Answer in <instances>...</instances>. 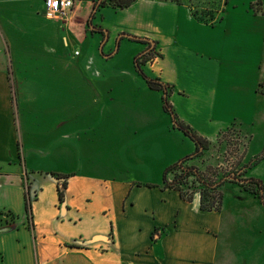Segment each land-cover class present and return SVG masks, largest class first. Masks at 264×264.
<instances>
[{
  "label": "crops",
  "instance_id": "1",
  "mask_svg": "<svg viewBox=\"0 0 264 264\" xmlns=\"http://www.w3.org/2000/svg\"><path fill=\"white\" fill-rule=\"evenodd\" d=\"M95 1L74 0L69 17L60 21L44 16V0H0V228L11 217L16 221L0 234V264H237L230 243L247 206L228 208L223 193L220 212L203 211L199 196L187 202L178 191L161 188L164 170L196 146L171 126L162 92L151 90L134 69L133 59L147 47L123 40L116 50V44L120 34L158 43L145 73L178 90L171 102L178 117L212 145L230 114L243 113L236 120L247 116L241 121L249 128L264 99L253 87L246 94L230 83L231 70L248 61L246 51L235 62L193 60L181 70L171 48L216 53L207 42L181 44V32L194 35L209 25L196 21L186 4L170 0H159L160 9L189 19V28L180 32L178 25L174 36L161 25L145 31L139 16L144 0H137L123 10L120 25L109 29L104 45L89 25ZM97 16L92 22L101 28L114 18ZM263 48L258 45L253 60L259 83ZM223 62L228 77L221 79ZM220 93L238 100L234 108L223 107L225 121L215 119ZM186 100L194 101L182 110ZM52 174L68 176L62 204ZM28 189L36 192L32 228Z\"/></svg>",
  "mask_w": 264,
  "mask_h": 264
},
{
  "label": "rangeland",
  "instance_id": "2",
  "mask_svg": "<svg viewBox=\"0 0 264 264\" xmlns=\"http://www.w3.org/2000/svg\"><path fill=\"white\" fill-rule=\"evenodd\" d=\"M151 1L153 0H144V2L139 3V8H141L139 12V16L141 17L140 21L145 24L143 27L145 31L153 33L154 28H157L158 26L160 27L161 25L164 28L163 31L166 35H172L174 33V29L178 28V25H181L182 27L180 32L190 27V23L187 21L189 19L186 18L187 20L184 21V19L180 18L179 15L174 16L173 11L169 8L166 10L164 8L160 9L163 4V2H160L161 0H155L157 7H155ZM182 2L191 5L194 7V10L199 13L203 12L213 14L214 19L216 20L214 21L215 23H212L207 28L200 29L199 32H194V35L184 36L181 32L180 36L183 37L184 42H181V44L190 48V45H193L191 42L192 40L196 41V44H205L207 42L212 45L216 54H207L204 56L193 50L192 53L183 52L181 50H178L177 53H175L174 48H171L170 57L178 63L179 68L182 70L183 66L187 67L188 65L195 63L193 60L213 63L214 61H220L222 59L235 62L236 59L239 60V55H241L240 51H246L248 61H246L245 64L235 66L233 70H231L229 73L230 83L237 87L241 85V89L244 90L246 94L247 92L250 94L253 87L254 91L252 93L257 92L258 98L259 95H263V93L259 90H255L256 86L254 83H256V85L257 83L258 85L264 83V58L262 62L260 61L258 70L261 74L262 80L260 83L256 77L257 65L253 63V60L254 55H256V51H258V45L261 44L262 46V44H264V0H182ZM177 5L182 6L179 4ZM107 12H111V15ZM104 13L116 18V20L114 18H110L106 21L107 27L103 29L107 32H109L110 28L115 30L120 25V20H122L125 16L123 10H115L106 7L97 13V17L101 18ZM125 14L128 15V13ZM196 21L198 20L196 19ZM137 31L140 32L139 28ZM128 35L137 37L133 34ZM119 36L117 38H119ZM167 38H169V36ZM124 40L129 41L128 39ZM156 47H158V43ZM195 48L197 51L203 50L200 47ZM132 62L134 65V59ZM223 63L225 64L222 73L223 77L221 79H224V75H227L228 70L227 63ZM235 71L238 73L235 74ZM227 77L228 75L226 78ZM142 79L144 80V78ZM144 81L146 82V80ZM174 89L176 92H174ZM173 94L179 95L180 93L176 88H173L169 97L170 103L172 102ZM220 96L221 93L217 102L218 114H215V119H217V121H225L223 119H227V116L222 114L223 107L230 105L231 108H234L238 105V100L235 99L233 95L231 97L226 93L223 94L221 98ZM178 101L181 103L180 99H178ZM193 101L194 100H186L184 102L186 104H182V110L189 108L188 105L192 104L190 102ZM203 108L204 107H201L200 110ZM173 109L178 116L176 108L173 107ZM162 110L172 123L171 126L173 129L182 133L178 129L174 128L171 117L164 110L163 104ZM240 115H243V113L236 112V114L229 115V124L222 132H220L217 143L211 145L208 152L200 159L193 161L192 164L197 166L204 174L213 180L220 179L227 175H242L245 174L244 172L246 171L245 176L247 178L258 179L264 184V99L258 101L255 121L250 122V125L248 126L249 128L245 126V122L242 124L241 121L247 116H245L244 119L241 118V120H236L238 119L237 117L240 118ZM191 118L195 117L191 115ZM159 122L161 121L159 120ZM182 134L184 135V133ZM184 136L194 143L189 137L186 135ZM177 161H180V159ZM227 186L228 187L224 188L223 193L226 195V205L230 204L228 208L231 206L234 208L240 203L247 206V208L242 210L243 214L238 217L237 225L232 232L233 239L230 245L234 254V261L237 264L239 261L242 264H264V205L262 204V200H260L258 196L252 195V199L254 198L253 200L259 205L257 209H255L254 207L249 206V202H246L245 200V197L248 196V192L236 187L233 188L229 183ZM241 194L244 196L243 200L238 198L234 199V196ZM233 200L234 202H232ZM236 259L238 260L236 261ZM222 263L223 261H220V264Z\"/></svg>",
  "mask_w": 264,
  "mask_h": 264
},
{
  "label": "trees",
  "instance_id": "3",
  "mask_svg": "<svg viewBox=\"0 0 264 264\" xmlns=\"http://www.w3.org/2000/svg\"><path fill=\"white\" fill-rule=\"evenodd\" d=\"M136 1L137 0H96L89 22V25L92 28L91 32L101 34L103 36V44L105 45L108 41V32L101 27L93 25L92 21L95 18L96 14L100 12L101 9L106 7L115 10H125L131 7ZM170 1L179 5L186 4L192 13V16L206 25L215 23L214 21L216 19H214L213 14L203 12L199 13L194 10V7L185 2H182V0ZM124 39H128L131 42L148 46V48L144 52L140 53L134 58L136 72L138 73V75L144 78V80H146L151 90L163 92V108L170 115L174 128L184 133V135L189 137L196 145V149L193 154L180 159V161H177L164 170L161 188L163 190L178 191L182 199L187 202H193L195 197L199 196L200 208L203 211L208 212H220L222 210L224 201V194L222 192V189L228 183L237 185L240 189L248 192L251 195L258 196L260 200H262V204L264 205L263 182L255 178H247L245 176L246 171L244 172L245 174L242 175H227L223 176L220 179L213 180L206 174H204L197 166L192 164L193 161L198 160L204 156V154L210 149L212 143L200 136L190 125L180 120V118L176 115L173 106L169 101V97L173 91V87L169 84L164 83L160 78L151 77L145 73L143 69L144 66L158 55L156 52L157 44L145 38L135 37L128 34H121L117 40V49H119V45ZM258 90L264 95V83H261L259 85ZM52 176L58 182V198L59 202L62 204L65 201L68 176L57 174H52ZM148 187L153 186L148 185ZM35 197L36 196H33L28 189L26 194L25 207L31 228L33 227L32 203ZM7 217H9V214H7ZM15 223L16 221L14 220V217H11V219L6 221L5 224L6 226H12Z\"/></svg>",
  "mask_w": 264,
  "mask_h": 264
},
{
  "label": "built area",
  "instance_id": "4",
  "mask_svg": "<svg viewBox=\"0 0 264 264\" xmlns=\"http://www.w3.org/2000/svg\"><path fill=\"white\" fill-rule=\"evenodd\" d=\"M74 4V0H44L43 14L50 20L64 21L69 17ZM79 54L75 52V56Z\"/></svg>",
  "mask_w": 264,
  "mask_h": 264
},
{
  "label": "water",
  "instance_id": "5",
  "mask_svg": "<svg viewBox=\"0 0 264 264\" xmlns=\"http://www.w3.org/2000/svg\"><path fill=\"white\" fill-rule=\"evenodd\" d=\"M116 50H117V48H116ZM32 195L36 196V192H33ZM26 215H27V213H26ZM27 218H28V216H27ZM17 225L19 226L20 222L19 223L17 222ZM9 231H10V226L0 228V234L7 233Z\"/></svg>",
  "mask_w": 264,
  "mask_h": 264
},
{
  "label": "flooded vegetation",
  "instance_id": "6",
  "mask_svg": "<svg viewBox=\"0 0 264 264\" xmlns=\"http://www.w3.org/2000/svg\"><path fill=\"white\" fill-rule=\"evenodd\" d=\"M108 39H109V35H108ZM108 39H107V40H108ZM145 46H146V45H145ZM146 47L148 48V46H146ZM149 62H150V61H149Z\"/></svg>",
  "mask_w": 264,
  "mask_h": 264
}]
</instances>
